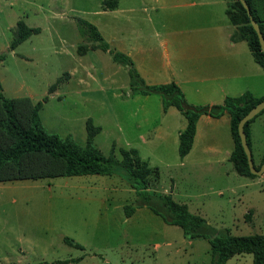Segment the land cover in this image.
I'll use <instances>...</instances> for the list:
<instances>
[{
	"label": "rangeland",
	"instance_id": "obj_1",
	"mask_svg": "<svg viewBox=\"0 0 264 264\" xmlns=\"http://www.w3.org/2000/svg\"><path fill=\"white\" fill-rule=\"evenodd\" d=\"M101 1L0 0V79L7 98L21 97L34 104L47 95L39 112L41 121L46 131L61 138L70 136L83 146L86 120L90 118L103 128L93 142L107 155L112 145L116 149L129 148L127 140H134L138 129L151 131L156 123H140V105L144 102L130 100L127 70L122 67L116 71L111 55L99 49L101 43L85 27L84 32L80 30L78 19L91 22L90 14ZM18 19L42 28L41 33L17 48L16 53L24 56L10 54L6 47L16 34ZM135 21L143 27L142 22L146 23L142 19ZM164 39L151 38L157 52L161 48L158 42ZM79 46L98 49L81 55L77 53ZM167 47L171 49V40ZM74 68L80 72L88 68L97 80H87L88 86L72 80L60 88L61 96H50L49 86L56 83L55 88L59 87L67 80V71ZM261 135L259 145L251 150L255 165L264 151V132ZM195 151L198 152L189 164L173 168L185 172L179 186L196 195L186 201L191 210H198L217 230L229 228L233 235L264 234V172L246 180L240 193L233 194L224 187L239 184L237 178L224 179L222 174L226 169L237 175L232 163H209V155L201 152L200 146ZM166 153V159L160 154L161 157L152 156L149 163L159 166L161 179L171 186L166 177L170 168L163 162L173 160ZM136 198L134 189L118 175L0 182V264H202L200 257L209 247L207 240L200 238L191 248L182 244L186 239L181 228L165 223L158 215L157 226L140 218V213L127 218L123 207L134 205ZM249 210L250 221L245 217ZM154 243L162 244L171 251L170 255L160 250L154 253ZM178 247L179 254L175 252Z\"/></svg>",
	"mask_w": 264,
	"mask_h": 264
},
{
	"label": "crops",
	"instance_id": "obj_2",
	"mask_svg": "<svg viewBox=\"0 0 264 264\" xmlns=\"http://www.w3.org/2000/svg\"><path fill=\"white\" fill-rule=\"evenodd\" d=\"M103 1L100 7L90 14L93 19L89 23L96 27L103 41L107 43L108 50L104 52L119 51L130 57L146 84L174 82L183 91L186 101L195 105L221 103L226 96H239L245 91L252 93L255 97L264 95V68L254 60L246 40L232 38L236 25L231 22L226 12L230 0H118L113 9L104 8ZM43 17L47 20V17ZM137 19L146 21V23L142 22L144 27L135 21ZM23 21L28 27L39 28L37 34L41 33L40 26H32L25 20ZM34 35L36 34H32L13 50L7 45L8 52L24 56L22 53H16V50L21 44L31 40ZM159 36L165 39L158 42L161 48L160 52L159 50L157 52L151 38L157 41ZM170 40L171 49L169 50L167 45ZM96 49L98 48L89 49L85 53ZM0 61L2 62L3 59ZM115 64L116 71L122 70V66L116 62ZM67 72L69 75L67 80L49 93L50 96H61L60 88L68 86L72 80L78 85L86 86L89 85L87 80L93 82L97 80L88 68L83 69L82 72L77 68ZM0 82L4 94L1 79ZM130 96V100H142L144 104L147 103V105H140V110L143 111L140 123L149 124L154 120L156 126L151 131L138 129L135 139L127 140L126 145L129 148H135L142 160L158 169L160 177L155 185L157 191L170 193L174 200L186 204L190 212L199 214L198 210L195 212L191 210L186 202L196 195L191 194L189 189L179 186L180 180L185 177V172L182 170L176 172L173 168L182 169L189 164L192 156L198 152L195 148L199 146L201 152L210 157L206 162L220 163L223 160H229L234 149L229 115L225 113L218 118L206 114L201 115L196 123L192 146L184 157H180L178 154L179 133L186 126V119L180 111L174 106H169L164 111L161 98L156 94L133 93ZM249 129L250 149L252 150L254 146L259 145L262 139L264 113L258 115L250 123ZM165 152H167V157L173 160V162H163L165 167L170 168L166 177L171 186L164 184L159 166H152L149 163L152 156L161 157L160 154H163V159H166ZM263 156L264 151L261 153L260 162ZM222 174L224 179L237 178L239 184L224 187L225 191L233 194L240 193L239 188L247 184L246 180L257 176L247 177L236 171L234 174L237 175H233L226 169L222 171ZM240 178H245V180L242 181L243 179ZM139 213L144 221L155 223L156 226L159 224L157 214L147 207L136 208L134 213L127 218H132L134 215L139 216ZM251 214V210L246 213V220L250 221ZM199 215L202 216V214ZM198 240L200 239L183 240L182 244L193 248L197 246ZM162 248H164L162 244L154 243L153 252L158 253L160 250L169 256L171 251ZM204 251V255L200 257V263L210 264V244ZM175 252L179 254L181 247H178ZM189 254H191L190 251ZM225 264H253V256L251 253L236 254Z\"/></svg>",
	"mask_w": 264,
	"mask_h": 264
},
{
	"label": "trees",
	"instance_id": "obj_3",
	"mask_svg": "<svg viewBox=\"0 0 264 264\" xmlns=\"http://www.w3.org/2000/svg\"><path fill=\"white\" fill-rule=\"evenodd\" d=\"M245 1L250 8L252 18L258 22L263 33L264 0ZM117 2L118 0H104L102 4L106 9H113ZM226 12L231 22L236 25L232 38L246 40L254 60L264 68V53L261 51L257 34L240 0H230ZM78 24L81 32H84L83 27H85L90 36L101 43L100 49L108 50L107 43L103 41L93 24L82 19H78ZM38 32L39 28L28 27L23 20H18L16 34L8 48L15 49L32 34ZM87 50L81 46L77 48L79 54H84ZM109 53L114 62L127 70L131 94H156L161 98L164 111L169 106H174L184 116L186 126L179 133L178 154L180 157H184L189 152L196 131V123L201 115L218 118L227 113L230 117V130L234 140V149L229 160L238 174L247 177L255 176L248 167L237 126L240 119L264 99V95L255 97L252 93L245 91L239 96H226L221 103L191 104L186 101L183 91L176 83L146 84L130 57L119 51L110 50ZM2 58L0 57V60ZM55 84L49 86L48 93L53 92ZM47 99L46 95L42 100L31 104L25 98H7L2 92L0 82V182L89 174L118 175L134 189L137 195L134 205H124L126 217L131 216L138 207H147L159 215L165 223L179 226L186 240L206 239L211 248L210 264H225L229 258L241 253H251L253 264H264V234L232 235L228 228L217 230L203 216L190 212L186 204L174 200L170 193L157 191L155 185L160 177L158 169L142 160L135 148H120L115 151L112 145L109 153L103 154L93 142L101 127L94 125L90 118L86 120L87 134L83 146L70 136L61 138L57 134L46 131L39 112ZM262 113L264 109L244 124L249 147L251 145L249 125ZM263 162L264 156L261 162L254 166L258 169ZM65 241L73 244L68 238H65ZM73 245L81 248L78 243ZM61 262L41 261L36 264Z\"/></svg>",
	"mask_w": 264,
	"mask_h": 264
},
{
	"label": "water",
	"instance_id": "obj_4",
	"mask_svg": "<svg viewBox=\"0 0 264 264\" xmlns=\"http://www.w3.org/2000/svg\"><path fill=\"white\" fill-rule=\"evenodd\" d=\"M241 4L243 5V7L246 9L247 15L250 18V23L253 27V29L255 30L258 40H259V44H260V48L261 51L264 53V35L262 33V31L260 30L259 24L256 20H254L251 16L250 13V8L248 6V4L246 3L245 0H240ZM264 109V99L259 101L254 107H252L239 121L238 123V135L240 138V143L241 146L243 148V151L246 155L247 158V163H248V167L251 171V173L255 174V175H261L264 172V162L260 165V167L257 169L254 166L253 160H252V155H251V149L248 145L247 139H246V134L244 131V124L249 121L250 119H252L253 117H255L259 112H261Z\"/></svg>",
	"mask_w": 264,
	"mask_h": 264
}]
</instances>
